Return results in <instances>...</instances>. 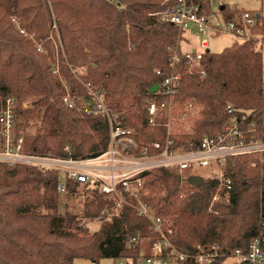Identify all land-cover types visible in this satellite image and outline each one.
I'll return each instance as SVG.
<instances>
[{"label": "trees", "instance_id": "16d2710c", "mask_svg": "<svg viewBox=\"0 0 264 264\" xmlns=\"http://www.w3.org/2000/svg\"><path fill=\"white\" fill-rule=\"evenodd\" d=\"M172 1L0 0V109L7 98H15L16 129L25 130L30 123L35 127L23 134V150L73 159L104 151L105 118L69 108L63 102L66 87L79 96H87L86 84L99 88L126 125L144 123L150 87L160 80L156 70H169L168 48L180 39L175 26L156 18ZM222 12L225 20H240L241 12L226 5ZM259 14L250 30L264 35V14ZM257 44L249 38L219 52L205 50V76L183 74L175 102L197 106V116L188 132L173 138L197 143L219 132L229 117L228 105L248 112L257 129H264L263 52ZM25 100L29 105L21 108ZM227 173L229 199L214 203L211 212L216 176L200 177L202 185L194 186L180 183L173 171L153 169L145 175L146 197L156 214L170 220L171 241L180 250L216 244L227 255L260 236L264 160L241 156ZM57 181L51 170L0 163V264H73L76 258L139 264L148 256L157 235L145 218L123 207L90 231L81 218L100 217L110 204L94 190L77 192L70 182L65 195L60 194ZM79 193L81 217L67 207L61 212L60 195L68 200Z\"/></svg>", "mask_w": 264, "mask_h": 264}, {"label": "built area", "instance_id": "2783aa9c", "mask_svg": "<svg viewBox=\"0 0 264 264\" xmlns=\"http://www.w3.org/2000/svg\"><path fill=\"white\" fill-rule=\"evenodd\" d=\"M202 1L173 0L156 15L160 22L175 26L180 39L173 49L168 48L169 70H156L160 80L156 82V91L150 92L151 97L146 101L144 123L126 125L121 114L106 104L99 88L86 84L87 96H79L66 87L63 102L69 108L83 109L87 114L105 118L108 128L106 148L99 155L77 159L37 155L23 150V132L17 134L15 131L16 100L9 97L0 110V163L54 171L60 194L66 192L67 182L75 184L79 191L87 188L96 191L110 204L101 210L100 219H108L112 211L123 207L132 208L149 222L152 232L157 235L143 264H264V220L260 236L251 240L245 249H234L226 255L221 253L219 245L196 244L191 252H186L173 245L170 220L156 214L146 197L145 175L153 169L173 171L181 177V183H187L190 175L200 170L214 169L217 184L208 209L211 212L214 203L229 199L231 178L227 168L236 159L252 155L264 160V129H257L248 112L230 105L227 106L229 117L219 132L204 135L197 143L179 142L172 137L170 121L182 76H205L202 61L203 52L209 50V38L226 34L236 40L249 39L244 32L258 22L257 13L245 10L238 22L225 20L220 9L223 0ZM205 3L209 11L205 9ZM190 26L198 35V50L181 47L183 34L190 32ZM262 39L260 47L264 48V35Z\"/></svg>", "mask_w": 264, "mask_h": 264}, {"label": "rangeland", "instance_id": "374dc122", "mask_svg": "<svg viewBox=\"0 0 264 264\" xmlns=\"http://www.w3.org/2000/svg\"><path fill=\"white\" fill-rule=\"evenodd\" d=\"M223 5L228 6L229 9L231 10H237L238 12H242L243 10L249 11L251 13H261L264 14V0H223ZM223 14V12H222ZM14 23L18 26V22L16 19H14ZM244 35L248 36L249 38H254L258 40V44L262 43V36L263 34H258L253 32L252 30H248L244 32ZM28 38L32 41L33 44H36L38 47H40L39 43L36 42L33 38V34H28ZM247 39H234L233 37L226 35V34H221L218 36H211L209 38V47L208 49L211 52H219L221 51L224 47L230 45L232 42L237 41V42H243ZM55 43V42H54ZM257 44V46H258ZM56 50L58 48V45L55 43ZM181 47L182 49H191V50H198V35L195 31H193V27L190 26V32H186L183 34V39L181 40ZM263 52V81H264V48H262ZM29 100H25L22 102L21 108H27L29 105ZM17 107V106H16ZM1 110V109H0ZM16 110V109H15ZM173 118L171 119V131L172 133L180 134L183 132H188L190 130L191 126V120L193 118H196L197 116V106L193 104H182L178 105V103H175L174 105V110H173ZM35 127L33 126L32 123L27 125L26 129H16L15 126V131L18 134L19 131L24 133L33 131ZM1 142V139H0ZM259 159V158H258ZM261 160V159H259ZM262 161V160H261ZM5 164V163H3ZM8 165V164H7ZM10 166V165H9ZM28 166V165H27ZM210 175L216 176V173L213 170H200L197 174H191V177H204L208 178ZM179 176V175H178ZM180 177V176H179ZM181 181V177H180ZM181 183V182H180ZM77 192H82V190H77ZM78 196H73L72 199H68L64 195H60V211L63 212L65 210V207L73 213L80 215L83 210V197L81 196V193ZM66 204V206H65ZM103 219H100L99 217L97 218H81V222L83 226L88 227L90 231H94L99 229L102 224H103ZM176 248L175 244H173ZM173 246V247H174ZM183 251V250H181ZM151 250L149 251L148 255L150 254ZM171 260H174V258H171ZM119 262H122V264H125V260L123 259H114V258H104L99 260L98 262L96 261H91L88 259H83V258H76L73 261V264H119ZM139 264H143V260L138 261ZM130 264V263H127Z\"/></svg>", "mask_w": 264, "mask_h": 264}, {"label": "water", "instance_id": "95a60500", "mask_svg": "<svg viewBox=\"0 0 264 264\" xmlns=\"http://www.w3.org/2000/svg\"><path fill=\"white\" fill-rule=\"evenodd\" d=\"M223 7H224V5H222V6L220 7V9L222 10ZM259 17H260V14L257 13V19H259ZM156 89H157V84L155 83V84H153V85L151 86V88H150L149 91L152 93V92L156 91ZM188 181H189V183H190L191 185H194V186H201V185H202V179L199 178V177H190V178L188 179Z\"/></svg>", "mask_w": 264, "mask_h": 264}]
</instances>
